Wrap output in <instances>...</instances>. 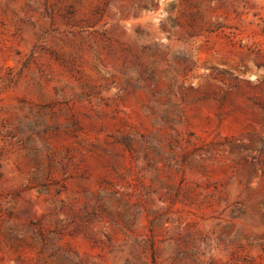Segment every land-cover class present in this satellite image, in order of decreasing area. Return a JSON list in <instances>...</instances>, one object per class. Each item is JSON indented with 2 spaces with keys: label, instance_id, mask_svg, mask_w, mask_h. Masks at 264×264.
<instances>
[{
  "label": "rangeland",
  "instance_id": "1",
  "mask_svg": "<svg viewBox=\"0 0 264 264\" xmlns=\"http://www.w3.org/2000/svg\"><path fill=\"white\" fill-rule=\"evenodd\" d=\"M0 264H264V0H0Z\"/></svg>",
  "mask_w": 264,
  "mask_h": 264
}]
</instances>
